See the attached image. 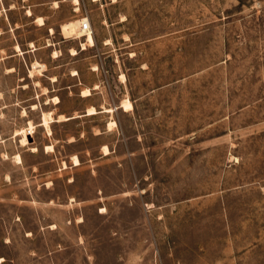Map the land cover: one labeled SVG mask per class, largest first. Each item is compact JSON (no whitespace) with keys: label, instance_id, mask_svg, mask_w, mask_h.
<instances>
[{"label":"rangeland","instance_id":"rangeland-1","mask_svg":"<svg viewBox=\"0 0 264 264\" xmlns=\"http://www.w3.org/2000/svg\"><path fill=\"white\" fill-rule=\"evenodd\" d=\"M0 264H264V0H0Z\"/></svg>","mask_w":264,"mask_h":264},{"label":"bare ground","instance_id":"bare-ground-1","mask_svg":"<svg viewBox=\"0 0 264 264\" xmlns=\"http://www.w3.org/2000/svg\"><path fill=\"white\" fill-rule=\"evenodd\" d=\"M78 3V0H77ZM29 15H32L31 10L29 11ZM87 20V18H82V19H77L74 21H70L68 23H64L62 25V32L66 37H72L73 35H77L78 38L81 37H86L87 40V44L89 46H94L95 45V39L92 33V30H85L83 28V24L84 22ZM40 25L44 24V19L42 17H38L36 20ZM53 31V29H52ZM84 46L86 45V43L83 44ZM16 49L18 51H21L20 46H16ZM44 70H46V65H41L40 63L36 62L33 66V70H32V74L33 73H42ZM85 96H88L90 94L89 90L84 91ZM59 98L56 97L54 98V102L55 103H59ZM122 107L128 111V110H132L133 109V103L131 100H126L125 102H123ZM110 110V109H109ZM89 114H96V110L94 108L89 109ZM68 118L65 117L64 115H60L58 118V121H62V120H67ZM54 120L53 116L51 113H44L43 114V124L42 126L46 128L47 132L49 134L52 133V128H51V122ZM112 124H115V122H113ZM111 124V125H112ZM31 129H34V125L32 123H30ZM22 134V144L23 146H26L28 144H30L29 142V136L28 135H32L33 132L32 130H30V128L24 129L22 130V132L20 133ZM48 150L53 149L52 146L47 147ZM33 150H37V148L33 149ZM105 150L107 151L106 153H108V148L105 147ZM74 158V164L75 165H79L80 164V160L77 156L73 157ZM16 160L20 163L22 162V157L20 155L16 156Z\"/></svg>","mask_w":264,"mask_h":264},{"label":"built area","instance_id":"built-area-1","mask_svg":"<svg viewBox=\"0 0 264 264\" xmlns=\"http://www.w3.org/2000/svg\"><path fill=\"white\" fill-rule=\"evenodd\" d=\"M83 28L85 29V30H92L91 29V25H90V23L89 22H84V24H83Z\"/></svg>","mask_w":264,"mask_h":264}]
</instances>
